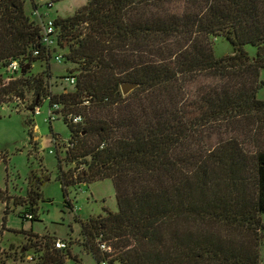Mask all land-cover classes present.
Listing matches in <instances>:
<instances>
[{
  "label": "trees",
  "instance_id": "obj_1",
  "mask_svg": "<svg viewBox=\"0 0 264 264\" xmlns=\"http://www.w3.org/2000/svg\"><path fill=\"white\" fill-rule=\"evenodd\" d=\"M55 24L64 61L77 68L72 88L51 94L49 71L28 74L33 62L49 63L39 25L19 0H0V67L20 62L8 81L0 77V104L29 90L32 113L43 99L58 105L70 133L63 160L51 136L67 208L68 187L111 181L117 211L78 220L95 264H264V100L256 98L264 0H87ZM219 36L232 52L215 57L210 37ZM37 48L43 55H33ZM199 79L207 86L186 102L187 85ZM126 83L136 86L122 94ZM216 123L245 124V142L234 134L206 144L202 127ZM62 161L75 167L64 171ZM34 180L23 220L37 219ZM54 243L44 241L40 264H65L68 249Z\"/></svg>",
  "mask_w": 264,
  "mask_h": 264
},
{
  "label": "rangeland",
  "instance_id": "obj_2",
  "mask_svg": "<svg viewBox=\"0 0 264 264\" xmlns=\"http://www.w3.org/2000/svg\"><path fill=\"white\" fill-rule=\"evenodd\" d=\"M19 1L28 19L40 26L43 19L72 15L87 0H61L52 3V7L47 6L50 0ZM35 10L40 17L33 13ZM210 39L215 57L232 52L231 44L224 37ZM66 46L67 43L63 48L59 46L56 50L64 54ZM244 50L249 56H254L256 48L248 44L244 46ZM76 68V64L65 62L64 59L60 62L51 60L46 65L36 61L32 63L28 74L43 76L44 71H49L51 76L45 79L48 92L58 94L72 88L60 77L70 75V71ZM0 77L8 81L10 74L0 67ZM207 81L199 79L190 82L186 89L188 95L186 102L195 99L198 87ZM258 81L262 84L256 92V98L264 100V69L260 70ZM203 86L207 84L201 87ZM128 93H131V90ZM33 99V92L27 90L24 100L13 99L8 104H0V190L3 198H7L9 211L4 215L5 202L0 201V264H40L39 258L43 252L44 241H49L52 246L57 239L66 244V249L70 253L69 258H65V264H95L91 253L84 245L85 238L81 234L78 220L84 221L90 216L103 214L104 208L111 212L117 211L112 183L109 179H103L70 186L67 188V197L72 207L67 208L64 205L63 192L56 178V149L51 134L58 136L57 156L63 160V151L70 137L69 129L59 113H52L51 116L55 118L51 122L47 121L48 109L51 107L48 106L46 99L38 105V112L32 113L27 109ZM27 120L30 123H26ZM240 125L234 124L230 128L216 123L207 125L206 128L202 127L208 132L205 134L204 142L213 143L219 137L234 134L239 135V141L242 142L247 133H243L245 124ZM252 133L250 132V135ZM243 146L246 149L249 145L246 142ZM61 167L67 171L73 170L75 166L73 163L62 161ZM32 176L40 179V183L34 180L41 193V197L33 205L37 219L23 220L20 213L30 206L27 191ZM261 218L264 222V215ZM259 255L260 261L264 263V236L261 237Z\"/></svg>",
  "mask_w": 264,
  "mask_h": 264
},
{
  "label": "built area",
  "instance_id": "obj_3",
  "mask_svg": "<svg viewBox=\"0 0 264 264\" xmlns=\"http://www.w3.org/2000/svg\"><path fill=\"white\" fill-rule=\"evenodd\" d=\"M48 7H52V5H47ZM34 14L36 13L39 17V13L37 10H35L33 12ZM40 44L43 47V54L45 55L44 57L48 58L49 61L51 60H55L57 62H60L63 60V54L58 52L56 49L58 48V28L55 24V18H48V19H43L40 22ZM41 53V49L39 50L38 48L33 50V55H40ZM42 54V55H43ZM7 71L9 73H14L19 71L20 69V62L18 60H12L6 67ZM65 81H67V83L70 86H73L75 83V76L73 74H70L66 77L63 78ZM84 103H87V101H84ZM51 108L48 109V114L49 117L47 120H53L55 118V116H51L52 113H55L54 110L58 109V105L57 104H52L50 106ZM39 111V107L35 106L33 112H38ZM81 120L80 116H73L72 117V121L77 123ZM56 248L59 249H63L66 248V244L60 240L57 239L54 243ZM101 248H105L104 244L100 245ZM104 264V263H102Z\"/></svg>",
  "mask_w": 264,
  "mask_h": 264
},
{
  "label": "water",
  "instance_id": "obj_4",
  "mask_svg": "<svg viewBox=\"0 0 264 264\" xmlns=\"http://www.w3.org/2000/svg\"><path fill=\"white\" fill-rule=\"evenodd\" d=\"M29 65H25L24 67L21 68V73L25 72V69L28 68ZM136 86V84H122L121 85V92L122 94H126L128 93L130 90H132L134 87Z\"/></svg>",
  "mask_w": 264,
  "mask_h": 264
}]
</instances>
